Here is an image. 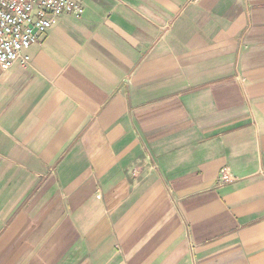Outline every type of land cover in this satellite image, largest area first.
I'll return each instance as SVG.
<instances>
[{"label":"crops","instance_id":"obj_1","mask_svg":"<svg viewBox=\"0 0 264 264\" xmlns=\"http://www.w3.org/2000/svg\"><path fill=\"white\" fill-rule=\"evenodd\" d=\"M74 1L0 72V264H264V0Z\"/></svg>","mask_w":264,"mask_h":264},{"label":"built area","instance_id":"obj_2","mask_svg":"<svg viewBox=\"0 0 264 264\" xmlns=\"http://www.w3.org/2000/svg\"><path fill=\"white\" fill-rule=\"evenodd\" d=\"M81 13L74 0H0V72L27 63L23 50L39 42L61 16ZM220 180L229 182V174L223 170Z\"/></svg>","mask_w":264,"mask_h":264}]
</instances>
